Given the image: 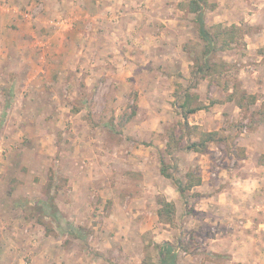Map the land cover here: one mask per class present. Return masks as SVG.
<instances>
[{
    "label": "rangeland",
    "instance_id": "rangeland-1",
    "mask_svg": "<svg viewBox=\"0 0 264 264\" xmlns=\"http://www.w3.org/2000/svg\"><path fill=\"white\" fill-rule=\"evenodd\" d=\"M189 1L140 0L138 8L153 9L150 12L153 13V22L159 21L154 24L155 27L165 25L162 19H165L166 14L171 20L179 19L180 22L186 23L190 28L194 26L192 29L197 30L195 14L185 9L183 5ZM208 1L209 5L213 6L204 8L208 24L237 25L241 29V36L226 49H218L206 56L202 54L203 43L196 40L194 44H189L193 64L194 55L198 51L196 55L200 54V62L206 60V63L218 65V70L212 72L206 68L194 72L197 78L187 85L190 88L194 86V81L196 86L202 81L205 99L199 102L195 98L193 104L205 106H207L205 101L213 103V87L226 88L239 84L240 88L247 90L244 86L248 78L243 79L239 74L241 71L248 74L247 70L252 71L254 66H258V63L251 59L257 54L264 53V46L255 47L250 51L252 55L249 53L251 59L247 62L242 61L248 55L247 45L250 43L248 35L251 37L253 34L264 32V0ZM77 3L78 0H75V4ZM37 7L40 8L39 4ZM40 10L46 12L41 19L43 24H49L51 18H55L54 14L59 11L51 7L47 9L45 6ZM263 35L264 33L258 36L261 38ZM259 43L262 44L261 41ZM226 55L231 61L225 59ZM191 67L192 71L193 66ZM104 88L99 92L94 88L86 94L74 95L71 99L73 107L65 111L53 110L54 104L49 95H36L24 101L21 107L14 103L10 104L12 105L10 110H4L0 116V258L12 242L7 236L13 237L14 232L19 233L18 235L30 234V249L37 250V254L43 248H47L54 253L60 251L61 255L57 252V258L63 259L65 252V257H73L80 264H87L88 260L90 264H157L156 262H159L157 249L165 241L159 239L160 243H156L154 236L159 232L163 233L167 224L176 229L182 220L185 221L186 218L184 215L181 216V213L177 223L179 209L173 199L170 201L176 205L174 220L162 221L158 214L159 199L168 198L173 192L163 191L159 187H165V182H170L171 186L175 184L172 179L162 175L161 161L175 178L185 179L186 172L195 170L196 167L200 174L199 164L191 155L186 154L187 151L189 153L186 148L187 142L176 144L179 135L182 134L183 122L179 127L167 130L168 142L160 139V142L152 143L148 136L139 138L133 134L129 136L127 124L137 115L141 97L135 89L118 96L113 94L108 86ZM185 88L182 84L176 83L172 93L159 95V98H166L165 100L179 111L177 103L182 100L184 90L188 89ZM176 91L180 94L178 97L174 95ZM23 98L25 100L27 96ZM17 101L21 102L22 99L18 98ZM261 102L258 107H253L251 112L242 109L240 112L237 111V117L234 115L230 117L231 114H227L225 122L227 125L234 124L232 132L242 129L252 112H255L253 119L257 113L264 116V100ZM24 104L31 107L40 105L42 109L23 111L21 109ZM85 106L86 109L81 111ZM116 106H120L121 110H117ZM133 111L135 114L128 122L121 119L125 112ZM261 111L263 114L259 113ZM227 125L225 129H228ZM220 132L223 137L224 131ZM195 137L199 139V136ZM168 143L172 146L168 147ZM219 148L216 151L215 168L217 166L222 168L225 162V152L222 153L224 148L238 155L243 153V148L237 146L234 140ZM151 151L156 152L154 158ZM114 171L117 172L115 181L107 180L109 177H100V172ZM71 180H74L75 187ZM147 183H151L152 186L158 185L156 193L146 190ZM99 186L101 187L97 188ZM206 195L190 190L181 196L180 199L187 204L188 219L197 216L194 207L205 199ZM146 197L155 200L158 205L155 209L158 220L153 229L148 227L150 222L144 220V215L136 217L129 215V208L134 205L133 201L147 203ZM115 211L117 215L114 214ZM240 220L242 221L237 222L236 227L238 230L243 229V233L236 236L235 241L236 247L240 250L242 248V251L212 256L199 251V248L205 247V243L210 241L207 239L209 235L207 225L191 227L187 232H184L183 226L182 234L177 236L179 241L173 244L176 252L174 264H188L189 260L193 261L192 264H207L208 260H213V264H225L227 261H233L235 264H264V224L260 227L259 224H254L257 229H261L257 233L259 237L257 234L252 236L253 233L249 231L248 237L244 231L246 222L243 218ZM72 230L74 234L70 233ZM26 241L28 240L24 242ZM12 243L15 246L23 245L15 243V240ZM29 254L30 252L23 257V264L45 262L50 264L52 261L50 258L46 259V256H39L34 260Z\"/></svg>",
    "mask_w": 264,
    "mask_h": 264
},
{
    "label": "crops",
    "instance_id": "crops-1",
    "mask_svg": "<svg viewBox=\"0 0 264 264\" xmlns=\"http://www.w3.org/2000/svg\"><path fill=\"white\" fill-rule=\"evenodd\" d=\"M138 2L140 0H78L75 4V0H0V116L4 110H10V104L21 107L24 101L36 95H49L54 104L52 109L65 111L73 107L71 99L74 95L86 94L94 88L99 92L108 86L118 96L135 89L141 97L140 101L144 102H138L137 115L127 124L129 136H148L152 143L160 142V139L168 142L167 130L179 127L181 122L184 124L186 121L208 131H224L223 141H214L205 153L186 152L199 164L202 176V183L193 187L192 191L207 194L194 207L197 216L188 219L187 204L180 199L182 195L177 185L171 186L170 182H165V187H159L163 191H173L167 199H173L179 209L177 223L181 213L186 219L179 222L176 229L167 224L163 233L154 236L156 243H160L159 239L165 241L157 249L159 262L156 263L161 264L162 259L168 260V256L175 251L173 244L179 239L177 236L182 234L184 227V232H187L191 227L199 228L203 224L207 225V239L210 241L199 251L211 256L240 252L242 248L236 247L235 237L240 236L243 229L238 230L236 223L242 221L241 218L245 220L244 231L247 236L249 232L253 233L252 236L260 232L261 229H257L254 224H259L258 227L264 224V116L257 113L255 119L247 120V124L245 120L242 129L232 132L234 124H226L227 114L237 117V111L240 112L241 108L226 98L234 90L231 85H226V88L213 87V100L217 102L210 104L205 101L208 108L198 110L187 118L182 115L181 107L179 111L175 110L166 98H159V95L172 93L176 83L187 89V85L197 78L191 72L193 58L189 44H194L199 38L196 29H192L194 26L190 28L179 19L171 20L166 14L165 19H162L165 25L155 27L154 24L159 21L153 22V13H150L153 9L138 8ZM38 4L40 8L59 9L49 24L41 21L45 10H40ZM151 5L154 8V3ZM263 33L251 34V37L248 35V55L242 61L251 59L249 53L252 55L250 51L255 47L264 46V37L258 36ZM225 59L231 58L226 55ZM251 60L256 61L258 66H254L252 71L247 70L248 74L241 71L239 75L249 80L246 79L244 88L259 96L255 106L258 107L264 100V53L253 56ZM141 79L144 81L140 82ZM203 83L206 84L204 80ZM195 84L194 81V86L188 90L197 98L196 101L202 102L205 99L202 81L197 86ZM23 96L27 98L24 100ZM18 98L22 101H17ZM22 107L23 111L42 109L40 105L31 107L24 104ZM85 109L86 106L81 111ZM117 110H121V107ZM225 125L228 129L224 128ZM187 135L182 142L188 141ZM192 139L198 138L193 136ZM232 140L243 148V153L238 155L224 148L222 153L225 152V162L222 168H215L216 151ZM151 153L154 158L156 152ZM100 173L101 178L116 180L115 171ZM75 182L71 180L73 187ZM147 185L146 190L153 193L159 189L158 185ZM146 200L147 203L133 201L129 215H144V220L150 222L148 227L153 229L158 220L155 211L158 205L155 200ZM114 214L117 215L116 211ZM18 234L13 232V237H7L23 245L15 246L11 242L3 251L0 264H23V257L29 252L30 258L34 260L39 256L50 258V264H80L73 257H65V252L63 259L57 258V252L61 255L60 251L54 253L47 248L37 254V250L30 249V234ZM23 238L28 241L24 242L26 239ZM166 251L168 254L165 256ZM88 261L87 264H90ZM192 262L189 260L188 264ZM229 262L234 263L227 261L225 264ZM206 263L213 264V260Z\"/></svg>",
    "mask_w": 264,
    "mask_h": 264
},
{
    "label": "trees",
    "instance_id": "trees-1",
    "mask_svg": "<svg viewBox=\"0 0 264 264\" xmlns=\"http://www.w3.org/2000/svg\"><path fill=\"white\" fill-rule=\"evenodd\" d=\"M185 9L187 8L190 12L195 14V22L197 24V35L199 38V43L204 44V50L202 54L204 56L211 54L213 51H216L218 49H226L229 47L232 43L236 42L237 38L241 36V29L237 25H231V26H224L222 24H216V25H209L206 20V15L204 8L207 7H213L211 4L209 5L208 0H190L188 4H184ZM209 6V7H208ZM219 44L221 46H219ZM199 45V44H198ZM195 48V45H194ZM196 51V50H194ZM198 54V51L196 52ZM194 55V64L192 73L203 71L205 68L208 71H214L218 70V65L213 63H206V60L204 62H200V54ZM234 90L232 93H230L227 96L228 101H232L235 103L238 107H240L242 110L250 111L253 107L257 105L258 96L257 94H253L248 92L247 90H244L239 87V84H235ZM175 96H179V92L176 91ZM182 100H179L177 105L181 107L182 109V115L187 118L190 114L195 113L198 110L206 109L208 106H205L204 104H196L193 105V100H195V96L191 95L189 90L187 89L186 92L181 97ZM214 104L217 102V100H212ZM255 112H252L250 114L249 120H253ZM263 114V111L259 112ZM135 114V111L129 113L125 112L122 116V120L124 119L125 122H128L133 115ZM220 130L217 131H205L198 125H190L188 121L184 123V126L182 128V134L179 135L178 140L176 141V144H182L183 139L186 137L185 135L188 134L189 136L186 148L189 151H193L196 153H205L209 145L213 143L214 141H223V137L220 134ZM199 136V139L193 140V136ZM172 146V144L168 143V147ZM170 149V148H168ZM163 165L161 166V173L165 177L172 179L173 182L177 185L180 193L182 195H185L187 192L192 190L193 187L200 185L202 183V176L198 173L197 170H199L197 167L195 170H188L185 174V179L183 178H175L174 174L169 172L164 165V162L161 161ZM173 201L167 200V198H161L159 199V205L160 208L158 210L159 217L162 221L166 222H172L176 215V205ZM71 234H74V231L72 230L70 232ZM170 251V250H169ZM173 251V249H171ZM174 252V253H173ZM172 254L168 256V260L162 259L161 264H174L176 259V252L173 251ZM168 254V251H166L165 256Z\"/></svg>",
    "mask_w": 264,
    "mask_h": 264
}]
</instances>
